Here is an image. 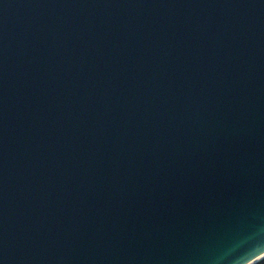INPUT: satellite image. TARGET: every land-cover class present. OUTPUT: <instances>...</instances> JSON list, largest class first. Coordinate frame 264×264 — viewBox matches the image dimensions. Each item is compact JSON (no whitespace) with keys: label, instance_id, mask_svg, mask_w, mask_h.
Returning a JSON list of instances; mask_svg holds the SVG:
<instances>
[{"label":"water","instance_id":"1","mask_svg":"<svg viewBox=\"0 0 264 264\" xmlns=\"http://www.w3.org/2000/svg\"><path fill=\"white\" fill-rule=\"evenodd\" d=\"M264 259V0H0V264Z\"/></svg>","mask_w":264,"mask_h":264},{"label":"trees","instance_id":"2","mask_svg":"<svg viewBox=\"0 0 264 264\" xmlns=\"http://www.w3.org/2000/svg\"><path fill=\"white\" fill-rule=\"evenodd\" d=\"M256 264H264V259Z\"/></svg>","mask_w":264,"mask_h":264}]
</instances>
